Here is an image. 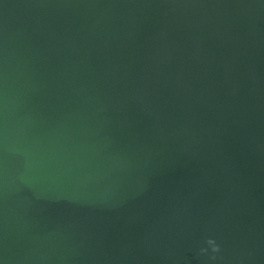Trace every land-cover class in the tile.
<instances>
[{
    "label": "water",
    "instance_id": "obj_1",
    "mask_svg": "<svg viewBox=\"0 0 264 264\" xmlns=\"http://www.w3.org/2000/svg\"><path fill=\"white\" fill-rule=\"evenodd\" d=\"M0 264H264V0H0Z\"/></svg>",
    "mask_w": 264,
    "mask_h": 264
}]
</instances>
